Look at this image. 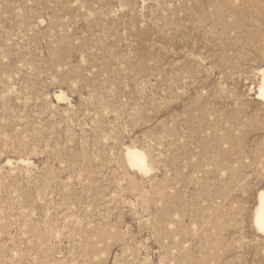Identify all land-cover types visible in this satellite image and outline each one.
Wrapping results in <instances>:
<instances>
[{"label": "rangeland", "instance_id": "1", "mask_svg": "<svg viewBox=\"0 0 264 264\" xmlns=\"http://www.w3.org/2000/svg\"><path fill=\"white\" fill-rule=\"evenodd\" d=\"M263 66L264 0H0V264H264Z\"/></svg>", "mask_w": 264, "mask_h": 264}, {"label": "bare ground", "instance_id": "2", "mask_svg": "<svg viewBox=\"0 0 264 264\" xmlns=\"http://www.w3.org/2000/svg\"><path fill=\"white\" fill-rule=\"evenodd\" d=\"M261 75V83L258 89L257 97L264 102V66L259 70ZM59 97V96H58ZM127 161L133 168H137L142 172H147L145 155L139 151H128L126 153ZM259 205L255 212V226L257 230L264 234V191L259 193Z\"/></svg>", "mask_w": 264, "mask_h": 264}]
</instances>
